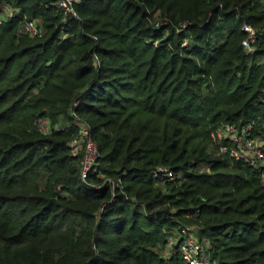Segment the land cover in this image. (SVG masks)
Returning a JSON list of instances; mask_svg holds the SVG:
<instances>
[{
    "label": "trees",
    "instance_id": "trees-1",
    "mask_svg": "<svg viewBox=\"0 0 264 264\" xmlns=\"http://www.w3.org/2000/svg\"><path fill=\"white\" fill-rule=\"evenodd\" d=\"M74 13L0 0V264H187L183 228L210 264H264L263 168L211 143L249 127L264 149V0H81ZM26 22L39 36L19 33ZM83 126L99 153L85 181Z\"/></svg>",
    "mask_w": 264,
    "mask_h": 264
},
{
    "label": "built area",
    "instance_id": "built-area-1",
    "mask_svg": "<svg viewBox=\"0 0 264 264\" xmlns=\"http://www.w3.org/2000/svg\"><path fill=\"white\" fill-rule=\"evenodd\" d=\"M81 0H56L58 8L66 15H75L74 7L79 4ZM1 24V20H0ZM246 33V38L242 42L246 54H251L254 51V45L257 38V32L249 27L243 26ZM19 33L29 37H37L40 34L39 28L35 22H26L21 25ZM39 129L43 132L48 131L46 121L42 120L39 123ZM250 128H246L239 133L234 127L225 125L216 130L211 135V143L219 153L227 154L230 158L241 161L250 166H259L263 168L260 175L261 181L264 183V149L260 147L255 141L247 137V132ZM80 138L74 140L73 153L82 154L81 158V179L85 181L90 172H94L95 165L99 158V153L96 144L89 135V130L83 126L80 131ZM228 143L224 144L223 141ZM155 177L161 180H173L174 176L167 168H159L154 174ZM191 228L181 229L178 243V251L187 264H210L209 258L206 256V246L198 242L197 238L188 233ZM174 240L169 241V245H174Z\"/></svg>",
    "mask_w": 264,
    "mask_h": 264
},
{
    "label": "rangeland",
    "instance_id": "rangeland-1",
    "mask_svg": "<svg viewBox=\"0 0 264 264\" xmlns=\"http://www.w3.org/2000/svg\"><path fill=\"white\" fill-rule=\"evenodd\" d=\"M12 15H13V11L8 8H5L2 18L3 19L10 18ZM167 250H169V248ZM165 253H167V251H165Z\"/></svg>",
    "mask_w": 264,
    "mask_h": 264
}]
</instances>
